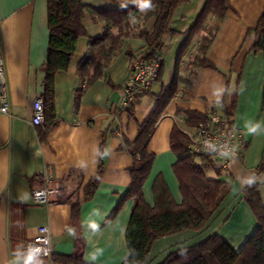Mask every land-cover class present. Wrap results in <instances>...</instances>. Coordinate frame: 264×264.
Wrapping results in <instances>:
<instances>
[{"label": "crops", "instance_id": "0c3cea01", "mask_svg": "<svg viewBox=\"0 0 264 264\" xmlns=\"http://www.w3.org/2000/svg\"><path fill=\"white\" fill-rule=\"evenodd\" d=\"M207 0H184L175 9L172 31L165 34L164 66L134 108V115L119 111L131 63L137 53L146 51L143 37L135 36L140 27L152 32L154 16L129 23L130 33L123 36L121 48L104 69V75L83 90L85 81L77 65L86 56L90 37L102 36L107 25L89 14L69 69L56 75L54 95L55 125L51 115L42 125L33 124L34 102L43 99L49 51L48 1L0 0V54L4 57L9 95V112H0V264H14L27 254L24 244L36 237L41 226L51 231L54 255L40 258L42 264L76 252L73 228V202H80V249L89 264H122L129 256L126 229L133 208L124 195L131 186L133 156L123 148V140L134 142L139 127L155 108L159 95L170 86L179 66V75L188 84L178 87L155 127L148 150L155 155L144 194L154 206V180L162 176L175 200L180 203V185L173 166L178 160L171 145L174 127L193 134L196 127L186 122L180 110L206 113L222 100L235 98L234 130L242 135L239 155L228 157L219 176L208 170L210 178L232 183V189L215 216L201 231L185 230L155 241L146 264H161L172 252L195 246L218 235L235 250H240L259 228L258 219L241 191L249 181L258 183L264 199V53L253 51L264 0H228L223 19L209 15L208 26L214 38L207 51L208 60L219 70L196 65L203 34H195L181 54L187 33L195 24ZM180 57V58H179ZM255 128L256 131H251ZM104 142V143H103ZM103 143V144H102ZM103 152L102 177L97 190L85 198V187L98 173ZM50 171L58 187L48 204L35 203L33 190L42 185ZM13 235L16 244H13ZM17 264H21L20 261Z\"/></svg>", "mask_w": 264, "mask_h": 264}, {"label": "trees", "instance_id": "16d2710c", "mask_svg": "<svg viewBox=\"0 0 264 264\" xmlns=\"http://www.w3.org/2000/svg\"><path fill=\"white\" fill-rule=\"evenodd\" d=\"M48 1V27L50 30V41L47 62L42 66L45 71L43 104L45 117L51 115L49 129L55 125L54 116V95L56 75L60 71L69 69L72 59L77 50L81 37L87 36L84 19L87 14L105 21L106 32L99 37L88 38V51L85 57L77 65V73L85 81L83 89L77 92L76 100L80 97L87 86L103 77L107 64L116 56L117 50L121 48L122 37L130 33L129 23L139 20L144 11L140 10V0H134L124 5L122 0H105L110 5H94L84 0H46ZM184 0H151L153 7L148 10L145 19L154 16L156 18L155 28L149 32L143 26L136 32L135 36L145 38L147 49L143 52L145 58H153L162 52L164 46V35L171 32V21L175 8ZM264 6V5H263ZM195 24L187 33L181 54L190 45L195 34H203L196 57V65L219 70L217 65L208 60L206 54L208 46L215 36L214 27L207 25L209 15L223 19L229 10L228 0H207L202 7ZM255 33L253 51L264 53V10L259 18ZM180 58V57H179ZM135 59H133L134 61ZM133 63V62H132ZM132 65V64H131ZM164 63L160 69L159 77L162 75ZM179 73L177 65L174 78L170 86L165 87L159 95L155 108L147 115L146 119L139 124L138 133L134 142L123 140V148L133 156V165L129 169L132 177L131 186L124 195L125 200L133 201V208L128 226L126 229V241L129 249V256L122 264H146L151 247L160 238L174 235L185 230L201 231L211 218L215 216L223 204L232 183L218 179L222 169L218 163L209 155L191 156L186 154L191 143L190 136L179 128L174 127L171 135V145L178 160L172 167L179 181L182 201L178 203L165 179L160 175L154 180L153 195L154 206L147 202L144 194V185L147 181L155 155L149 152V141L154 134L155 127L162 114L165 112L170 101L177 93L178 87L188 84L189 79L183 78ZM125 87V85H124ZM148 92V91H147ZM146 92V93H147ZM143 94H137L135 100L119 111L127 110L130 116L134 115L136 103L140 101ZM229 102L222 100L217 108L210 112L203 113L196 110H180L186 117V122L191 127H198L207 124L210 113L220 112L227 122L230 130L234 129V108L235 98ZM104 143V142H103ZM102 143V144H103ZM103 152L100 156L98 173L85 187V198L93 196L97 190L98 183L102 177ZM264 168V162L261 169ZM213 169L218 178H210L208 170ZM258 183H250L241 191L245 199L258 219L259 228L250 237L247 243L240 249L235 250L227 241L218 235H212L207 240L188 248L172 252L161 264H264V199L259 191ZM80 202H73V228L76 252L70 255L55 257V262L61 264H89L83 257L80 249L83 246V238L79 232ZM16 237L13 235V244H16ZM27 241L24 244L25 250Z\"/></svg>", "mask_w": 264, "mask_h": 264}, {"label": "built area", "instance_id": "2783aa9c", "mask_svg": "<svg viewBox=\"0 0 264 264\" xmlns=\"http://www.w3.org/2000/svg\"><path fill=\"white\" fill-rule=\"evenodd\" d=\"M0 54V112H9V95L4 57ZM164 61L163 52L153 58H145L143 53H137L135 60L131 63L130 74L125 83L123 100L120 108L126 107L135 100L137 94H144L149 91L153 81L158 79L160 69ZM43 99L38 98L34 102L33 124L42 125L45 118ZM222 114L218 111L210 113L207 124L196 127L193 134H190L191 143L187 153L191 156L209 155L220 166L228 165V157L239 155L242 146V135L230 130ZM55 184L54 175L46 171L44 183L33 190V199L38 204H48L53 194L57 193L58 187ZM51 231L48 226H41L36 237L31 238L26 245L29 249H37L40 258H52L54 255Z\"/></svg>", "mask_w": 264, "mask_h": 264}, {"label": "clouds", "instance_id": "9594fccd", "mask_svg": "<svg viewBox=\"0 0 264 264\" xmlns=\"http://www.w3.org/2000/svg\"><path fill=\"white\" fill-rule=\"evenodd\" d=\"M153 7L151 0H140V10L147 11ZM251 131H256L255 128L251 129ZM252 183V181H249ZM20 261L21 264H42L40 260V252L37 249H29L27 254L24 256L23 260L21 261L19 258V254L17 256V260L14 261V264Z\"/></svg>", "mask_w": 264, "mask_h": 264}, {"label": "rangeland", "instance_id": "374dc122", "mask_svg": "<svg viewBox=\"0 0 264 264\" xmlns=\"http://www.w3.org/2000/svg\"><path fill=\"white\" fill-rule=\"evenodd\" d=\"M133 1L134 0H122L124 5H128ZM84 2L94 4V5H102V6L110 5V3L105 0H84ZM208 176H209V173H208Z\"/></svg>", "mask_w": 264, "mask_h": 264}]
</instances>
